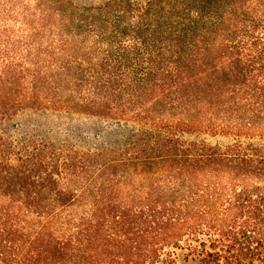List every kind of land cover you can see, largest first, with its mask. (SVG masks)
Instances as JSON below:
<instances>
[{
    "label": "trees",
    "instance_id": "1",
    "mask_svg": "<svg viewBox=\"0 0 264 264\" xmlns=\"http://www.w3.org/2000/svg\"><path fill=\"white\" fill-rule=\"evenodd\" d=\"M24 109L143 125L139 150L102 166L139 178V208L92 212L90 227L124 210L146 222L138 251L116 264H177L166 247L183 243L198 264H264V145L249 140L264 137V0H0V132L24 133L11 121ZM4 138L0 200L38 222L18 264H65L90 227L56 234V217L86 190L105 205L112 180L79 191L76 151Z\"/></svg>",
    "mask_w": 264,
    "mask_h": 264
},
{
    "label": "rangeland",
    "instance_id": "2",
    "mask_svg": "<svg viewBox=\"0 0 264 264\" xmlns=\"http://www.w3.org/2000/svg\"><path fill=\"white\" fill-rule=\"evenodd\" d=\"M73 1L77 4L88 5L100 4L106 0ZM12 120L22 121L30 126L24 133L9 128L6 129L7 131L4 130V133L0 132L8 143L13 140L24 142V138V140L35 138L78 153L82 166H84L77 181L79 191L85 184L90 183V188L99 194L96 191L102 182L106 178L112 180L110 182L113 185L109 186L108 182L104 190V195L108 196L105 205L100 202L98 203L100 206H97L91 191H83L79 200L69 208L65 215L56 217L53 226L54 233L75 234L79 229L90 227L103 213L102 210L105 213L108 211L107 204H110V208L115 202L118 204L127 202L132 208H139L140 203H137L136 198H141L139 192L143 194L147 189L146 186L139 189V178L128 175L117 181V175L120 172L119 165L114 162L115 164L112 163L103 170L102 166L108 158L116 157L124 146L127 152L139 150V146L132 147L131 141L135 137L145 136L142 124L133 121H117L113 118L87 113L33 109L19 111L12 117ZM187 137L195 139L197 135H187ZM201 137L210 143L224 144L231 141V138L221 136L202 135ZM249 140L264 145V137L256 136ZM97 150L100 152L94 154ZM101 150L107 152L103 154ZM95 207L100 210L98 214L96 210L94 219L92 212ZM121 215L117 221L112 217L105 218L101 226H92L78 236V246L70 252L71 258L69 257L65 264H88V261L95 256L101 259H112L115 264L122 258H131L138 251L135 245L144 240L142 234L146 222L129 210H124ZM37 226L38 222L34 216L16 204L10 205L8 201L0 200V264H18L26 256ZM202 238H205L204 235ZM166 249L172 250L177 264H198L200 261V254L191 252L185 243L178 247L167 246Z\"/></svg>",
    "mask_w": 264,
    "mask_h": 264
}]
</instances>
